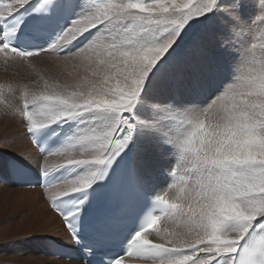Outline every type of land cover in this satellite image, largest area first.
<instances>
[{"label":"snow or ice","instance_id":"obj_1","mask_svg":"<svg viewBox=\"0 0 264 264\" xmlns=\"http://www.w3.org/2000/svg\"><path fill=\"white\" fill-rule=\"evenodd\" d=\"M29 3L0 0V24L5 25L0 32V53L5 60L44 53L65 63L77 61L83 75L77 71V82L71 84L49 85L45 81L40 95L30 96L25 91L18 106L25 132L66 123L85 113H93L96 120L43 159V149L29 136L39 153L35 157L20 156L28 161L40 157L44 179L61 167L110 168L138 133L151 135L161 149L176 144L159 121L139 118L138 106L146 104L148 86L168 66L182 33L193 21L214 14L220 26H216L215 19L209 20L204 31L193 39L188 57L200 56L209 47L230 52V39L245 26V0H94V9L74 19L48 48L21 51L11 46L15 29L8 25L10 18ZM259 19L264 23V15ZM86 36L90 38L74 51H65ZM174 75L182 79L183 69L177 67ZM189 106L183 108L189 129L178 143L187 162L184 175L190 177L183 189L184 198L170 203L156 196L159 214L153 212L142 230L135 233L126 255L151 264H264V65L250 66L205 105ZM147 107L153 114L174 110L171 103ZM210 115L215 119L208 123ZM49 156H60L64 162L53 166ZM10 167L17 174L22 172L14 164ZM169 172L174 175L175 169L170 167ZM99 178L91 174L29 185L41 187L46 193L49 188L56 189L50 196L51 208L69 239L79 243V208L64 212L57 201L84 192ZM129 181L137 186L134 169L129 171ZM161 214L176 228L154 230ZM13 241L6 239L0 245ZM124 256L108 264H121Z\"/></svg>","mask_w":264,"mask_h":264},{"label":"rangeland","instance_id":"obj_2","mask_svg":"<svg viewBox=\"0 0 264 264\" xmlns=\"http://www.w3.org/2000/svg\"><path fill=\"white\" fill-rule=\"evenodd\" d=\"M221 2L223 3L224 0ZM245 4L242 15L245 26L237 29L236 34L230 39V52L209 47L200 56L188 57V49L193 39L204 31L209 20L215 19L216 26H220V20L215 18L214 14L193 21L182 33V38L178 41L168 66L159 74V78L148 86L145 96L146 104L138 106L140 119L159 121L160 126L177 141L170 146L174 147V150L169 151L167 148L165 152V146L168 145L162 149L158 148L151 135L138 133L134 141L136 150L133 157L139 174L147 177L150 173L155 172L156 175L158 172L164 177L162 183L161 178L155 181L153 177L152 190H156L167 180L171 182L170 179L173 184H176L178 175L182 177L181 182L167 193V197L172 202H178L184 198L183 189L190 182V177L184 175L186 160L182 162L181 167L177 164L178 157L182 155L178 143L189 129L183 108L189 105H205L213 96L226 89L235 77L246 72L250 66L264 65V23L259 19L264 15V4L261 0H245ZM88 9L91 12L94 4ZM83 12L82 15L88 13L85 9ZM92 35L94 36L95 32ZM89 38L86 36L85 41ZM12 63V61H6L4 54L0 53V142H3L0 143V147H3L0 149V168L7 167L9 160L14 159L37 171L40 167V157L33 161L21 157L37 156L29 142L18 110L22 94L27 91L30 96L40 95L45 90L40 87V82L44 80L50 79L52 82L57 80L62 85L77 82L76 72L80 71L83 75V71L77 61L65 63L55 56L46 54L32 63L35 66L34 69L28 63L26 64L28 68H20ZM73 65L76 67L74 68ZM177 67L183 69L182 79H175ZM153 103H171L174 105V110L153 114L147 107L148 104ZM213 111L215 112V109ZM214 119V116L210 115L206 122L211 123ZM73 121L77 125L72 139L81 129L88 127L90 123H96L93 113L82 114L75 117ZM49 158L54 160L50 161L52 165L64 162L60 156ZM77 158L84 157L77 156ZM82 167L84 170L78 177L91 175L98 169L96 165H82ZM170 167L175 169L174 175L169 172ZM168 174L171 176L167 177ZM48 191L46 193L36 187L17 185L7 173L0 171V241L15 239L12 243L0 245V264H42L44 259L48 261L50 258L65 261L52 254L48 248L50 241L58 243L66 239L59 219L53 220L48 207V200L55 190ZM49 220H52V223H49ZM157 224L155 230L176 228L169 218L158 220Z\"/></svg>","mask_w":264,"mask_h":264},{"label":"bare ground","instance_id":"obj_3","mask_svg":"<svg viewBox=\"0 0 264 264\" xmlns=\"http://www.w3.org/2000/svg\"><path fill=\"white\" fill-rule=\"evenodd\" d=\"M88 10H90V9H88ZM88 10H85V12L87 11L88 13H89V11ZM9 55H11L10 53H9ZM41 56H43V54H39L38 56H34V57H30V58H26V59H20V58H14V59H12V60H10V61H12L13 63L12 64H15V66H19L20 68L21 67H27L28 68V65H26L27 63L29 64V66H31L33 69L35 68V66L32 64L37 58H39V57H41ZM31 63V64H30ZM22 64V65H21ZM21 65V66H20ZM14 67V66H13ZM30 67V68H31ZM46 68V67H45ZM47 69V68H46ZM24 74V73H23ZM36 78V77H35ZM39 78V77H38ZM53 79V78H52ZM45 81H47L48 83H49V85H51V84H53V83H58L57 82V80H54L53 82L49 79V80H44V81H42V82H40V87L41 88H43L44 89V83H45ZM61 84V83H60ZM62 85V84H61ZM30 86V85H29ZM32 86V85H31ZM30 88V87H29ZM32 88V87H31ZM34 88H36V87H34ZM33 90H36V89H33ZM36 94V93H35ZM22 103V99L19 101V104L18 105H20ZM132 144H134V152H135V143L133 142ZM50 157V156H49ZM48 157V159H49V161H52L53 159L52 158H49ZM54 161V160H53ZM137 161L139 162V158L137 159ZM167 173V172H166ZM171 176V174H168V176L167 177H170ZM171 180V182H172V179H170ZM51 189H53V188H49L48 190H51ZM174 189V188H173ZM54 190H56V189H54ZM30 191V190H29ZM49 192V191H48ZM171 203H172V201H171ZM51 214H52V217H53V220H57L58 218H57V216L54 214V213H52L51 212ZM167 217H163V218H161V219H166ZM160 219V220H161ZM49 223H52V220H49ZM157 223H158V221H157ZM156 223V226H155V228H157V224ZM61 229H62V227H61ZM42 256V255H41ZM46 258V257H45ZM51 259V260H50ZM48 261H46L45 259L43 260V262H42V264L44 263V264H79V262L80 261H71V262H65V261H63V260H58V259H55V258H50ZM41 261V260H40Z\"/></svg>","mask_w":264,"mask_h":264}]
</instances>
